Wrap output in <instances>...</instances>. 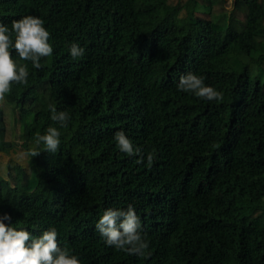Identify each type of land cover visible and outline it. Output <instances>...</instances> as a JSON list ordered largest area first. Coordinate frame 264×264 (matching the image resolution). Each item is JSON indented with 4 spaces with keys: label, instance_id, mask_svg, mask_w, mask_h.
<instances>
[{
    "label": "trees",
    "instance_id": "16d2710c",
    "mask_svg": "<svg viewBox=\"0 0 264 264\" xmlns=\"http://www.w3.org/2000/svg\"><path fill=\"white\" fill-rule=\"evenodd\" d=\"M227 2L0 0V23L38 16L53 46L40 69L12 51L29 77L0 102L4 222L33 236L54 227L81 264H264V0ZM73 42L85 49L75 60ZM189 72L223 101L179 91ZM48 127L61 133L56 153L36 144ZM117 131L144 162L118 149ZM129 204L146 258L95 229Z\"/></svg>",
    "mask_w": 264,
    "mask_h": 264
},
{
    "label": "clouds",
    "instance_id": "9594fccd",
    "mask_svg": "<svg viewBox=\"0 0 264 264\" xmlns=\"http://www.w3.org/2000/svg\"><path fill=\"white\" fill-rule=\"evenodd\" d=\"M50 33L44 27V21L31 14L24 15L11 22V28L0 23V102L5 100L14 84L27 85L29 69L27 63H18L13 59L12 51L19 60L31 62L36 69L42 67L41 59L53 54V46L49 43ZM69 54L75 60L83 57L85 49L77 43L69 45ZM177 88L181 92L191 93L197 98L208 101H223L222 92L205 84V78L194 73L181 75ZM51 119L61 128L67 127L70 116L66 111H57L49 105ZM60 131L48 127L44 134L37 133L36 144L43 150L56 153L60 147ZM118 149L129 155H136L137 162H144L145 156L139 147H135L123 131L114 133ZM40 151L32 150L29 155L37 156ZM147 165L154 162V153L146 156ZM9 214L0 215V264H81L80 259L67 247L57 242V230L49 227L38 236H33L23 227H13ZM96 231L103 238L106 246L129 255L146 258L149 241L140 231L141 221L133 205L127 208L105 209L95 224Z\"/></svg>",
    "mask_w": 264,
    "mask_h": 264
},
{
    "label": "rangeland",
    "instance_id": "374dc122",
    "mask_svg": "<svg viewBox=\"0 0 264 264\" xmlns=\"http://www.w3.org/2000/svg\"><path fill=\"white\" fill-rule=\"evenodd\" d=\"M231 1H232V0H228L227 4L230 5V4H231ZM5 170H6V169H5V165H3V164L0 163V172H1L2 174H5Z\"/></svg>",
    "mask_w": 264,
    "mask_h": 264
}]
</instances>
